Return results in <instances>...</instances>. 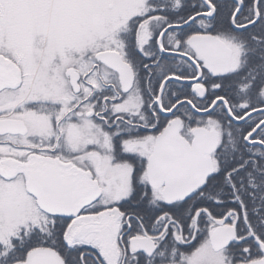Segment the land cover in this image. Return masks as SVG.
<instances>
[{"label": "snow or ice", "instance_id": "snow-or-ice-1", "mask_svg": "<svg viewBox=\"0 0 264 264\" xmlns=\"http://www.w3.org/2000/svg\"><path fill=\"white\" fill-rule=\"evenodd\" d=\"M0 264H264V0H0Z\"/></svg>", "mask_w": 264, "mask_h": 264}]
</instances>
